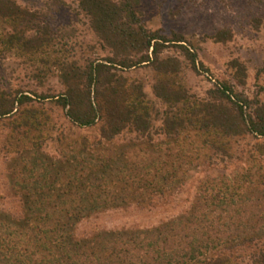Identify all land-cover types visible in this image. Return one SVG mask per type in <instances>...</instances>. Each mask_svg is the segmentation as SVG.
<instances>
[{"label": "trees", "instance_id": "trees-1", "mask_svg": "<svg viewBox=\"0 0 264 264\" xmlns=\"http://www.w3.org/2000/svg\"><path fill=\"white\" fill-rule=\"evenodd\" d=\"M140 2L79 0L109 52L80 64L70 61L68 49H56L58 38L49 24L42 25L39 13L17 0H0V22L12 28L0 27V56L14 53L36 61L42 77L56 66L65 86L57 95L33 98L0 84V119L11 120L5 145L22 158L9 170L22 214L0 210V264H235L234 251L253 240L247 235L264 207L258 198L234 192L243 179L225 176L206 180L199 206L178 219L143 230L77 235L78 223L102 207L146 204L173 192L202 148L213 151L212 159L225 158L231 156L235 138L264 136V106L254 117L246 115L242 102H248L227 83L211 89L207 99L189 90L181 80V61L162 56L173 42H184L183 36L148 29ZM179 45L196 69V54ZM144 66L154 72L153 91L166 106L163 112L148 99L142 81L125 75ZM47 99L80 127L100 124L101 139L74 140L68 144L72 152L65 151L59 162L44 155L43 144L54 137L50 118L37 104ZM158 116L162 123L155 133L164 138L156 143L152 129ZM123 133L148 137L155 156L138 161L127 156L125 146L112 149ZM259 147L264 156L263 145ZM257 262L264 264V254Z\"/></svg>", "mask_w": 264, "mask_h": 264}, {"label": "rangeland", "instance_id": "rangeland-1", "mask_svg": "<svg viewBox=\"0 0 264 264\" xmlns=\"http://www.w3.org/2000/svg\"><path fill=\"white\" fill-rule=\"evenodd\" d=\"M17 2L39 13L43 26H51L58 38L56 49H68L70 61L84 64L88 58L109 55L91 28L89 17L80 8L79 0ZM139 9L148 29L158 30L169 37H173L174 33L183 36L184 42H173L162 56L171 55L181 61V80L192 93L207 99L211 89L227 83L234 89V95L248 102H242L246 115L254 117L258 107L264 106V0H141ZM4 25L12 29L0 22V27ZM179 44L187 45L196 54V69ZM58 55L60 57L61 53ZM38 65L36 61L14 53L0 56V84L13 94L23 91L33 98L64 92L65 86L56 66L52 73L42 77L44 74L39 73ZM125 75L132 80L142 81L151 103L160 112L165 110L166 106L153 91L154 72L151 67L134 69ZM37 105L50 118L54 139L44 143L42 148L43 154L49 158L58 162L65 159V151L67 154L72 152L68 144L82 137H87L91 143L101 139L100 124L80 127L72 123L65 116V110L51 103L50 99ZM10 121L7 118L0 119V210L18 217L22 214V200L11 188L9 170L22 158L10 153L11 148L5 145ZM161 123V116L154 119L152 135L156 143L164 138L161 133H155ZM148 139L123 133L116 138L112 149L118 150L125 146L127 156L147 161L155 156L154 145L149 144ZM261 145L264 151V136L247 134L237 137L231 144V156L226 159L220 155L212 159L213 151L204 147L201 152L194 154L192 164L184 169L185 181L172 189L173 192L156 196L146 204L118 202L111 207H102L101 211L78 223L77 235L92 236L104 230H143L178 219L193 206H199L203 200L200 192L202 184L220 176L234 181L243 179L242 188L237 190L234 187V192L258 198L264 207V156L257 152ZM254 223V231L246 234L253 240L234 251L235 264H258L257 259L264 254V211Z\"/></svg>", "mask_w": 264, "mask_h": 264}]
</instances>
